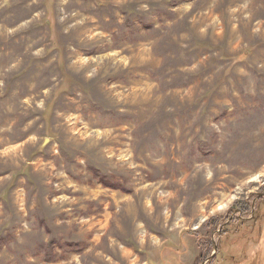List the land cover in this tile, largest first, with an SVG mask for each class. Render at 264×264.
I'll use <instances>...</instances> for the list:
<instances>
[{"label":"rangeland","instance_id":"rangeland-1","mask_svg":"<svg viewBox=\"0 0 264 264\" xmlns=\"http://www.w3.org/2000/svg\"><path fill=\"white\" fill-rule=\"evenodd\" d=\"M0 264H264V0H0Z\"/></svg>","mask_w":264,"mask_h":264}]
</instances>
